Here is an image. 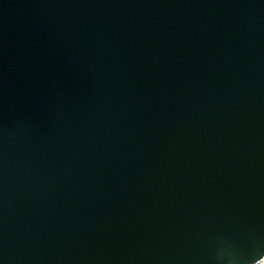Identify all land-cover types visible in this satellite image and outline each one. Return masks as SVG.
I'll return each mask as SVG.
<instances>
[{"label": "water", "instance_id": "obj_1", "mask_svg": "<svg viewBox=\"0 0 264 264\" xmlns=\"http://www.w3.org/2000/svg\"><path fill=\"white\" fill-rule=\"evenodd\" d=\"M264 260V0H0V264Z\"/></svg>", "mask_w": 264, "mask_h": 264}, {"label": "bare ground", "instance_id": "obj_2", "mask_svg": "<svg viewBox=\"0 0 264 264\" xmlns=\"http://www.w3.org/2000/svg\"><path fill=\"white\" fill-rule=\"evenodd\" d=\"M259 264H264V260L262 262H260Z\"/></svg>", "mask_w": 264, "mask_h": 264}]
</instances>
